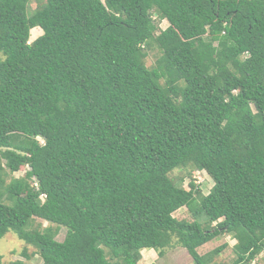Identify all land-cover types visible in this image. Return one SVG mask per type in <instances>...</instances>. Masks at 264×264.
<instances>
[{
  "label": "trees",
  "instance_id": "1",
  "mask_svg": "<svg viewBox=\"0 0 264 264\" xmlns=\"http://www.w3.org/2000/svg\"><path fill=\"white\" fill-rule=\"evenodd\" d=\"M30 1L0 0V239L15 233L40 264H138L175 239L206 264L197 248L227 234L230 264H255L264 0ZM187 167L208 193L169 176Z\"/></svg>",
  "mask_w": 264,
  "mask_h": 264
},
{
  "label": "rangeland",
  "instance_id": "2",
  "mask_svg": "<svg viewBox=\"0 0 264 264\" xmlns=\"http://www.w3.org/2000/svg\"><path fill=\"white\" fill-rule=\"evenodd\" d=\"M37 0H31L29 2V9L32 10L36 6ZM157 21V20H156ZM167 25L165 20L158 21V28L163 29ZM39 28V27H37ZM38 31V29H35ZM158 31V30H157ZM31 34V31H30ZM35 32L30 35L29 40L34 38ZM160 51L156 46H152L147 51V55L144 59V63L147 67H152L155 64V60L159 56ZM27 166H21L16 172L11 175L14 177L23 175ZM169 176L172 180L179 181L182 179V185L187 188L188 181L190 179L198 186L200 191L204 194L208 193L211 188L212 181L206 172L195 168L187 167L173 170ZM43 199V198H42ZM173 215L177 219H186L191 221V216L185 207H181L176 210ZM48 223L39 218H34L31 221L32 227L43 228ZM65 234V228L59 227L56 232V239L62 240ZM235 239L230 235L224 234L220 237L213 238L203 245L197 248L199 255L206 258V264H230L234 259V253L232 246L235 244ZM224 245V246H222ZM221 247L218 252H213L215 249ZM0 253H1V264H8L12 261L20 260L24 264H40L41 258L38 255L36 249L24 243L17 235L11 231L7 232L0 239ZM142 260L138 264H197L189 252L178 245L175 239L172 241V245L165 248L161 255L155 250H142ZM255 264H264V251L261 252L253 261Z\"/></svg>",
  "mask_w": 264,
  "mask_h": 264
},
{
  "label": "crops",
  "instance_id": "3",
  "mask_svg": "<svg viewBox=\"0 0 264 264\" xmlns=\"http://www.w3.org/2000/svg\"><path fill=\"white\" fill-rule=\"evenodd\" d=\"M143 250H147V251H149V250H152V249H143ZM141 253H142V251H141Z\"/></svg>",
  "mask_w": 264,
  "mask_h": 264
}]
</instances>
